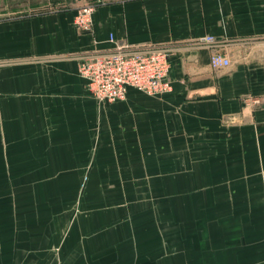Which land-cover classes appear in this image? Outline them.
<instances>
[{"label":"crops","instance_id":"1","mask_svg":"<svg viewBox=\"0 0 264 264\" xmlns=\"http://www.w3.org/2000/svg\"><path fill=\"white\" fill-rule=\"evenodd\" d=\"M86 4L95 5L92 28L78 34L73 17ZM118 46L164 49L170 92L127 88L124 100L100 108L87 100L79 58ZM213 53L229 66L211 69ZM103 111L127 139L154 146L156 132L165 146L189 148V162L205 163L206 194L238 204L256 256L264 246V0H0V161L18 163L22 147L35 156L53 146L54 131L69 138L84 120L77 116Z\"/></svg>","mask_w":264,"mask_h":264},{"label":"rangeland","instance_id":"2","mask_svg":"<svg viewBox=\"0 0 264 264\" xmlns=\"http://www.w3.org/2000/svg\"><path fill=\"white\" fill-rule=\"evenodd\" d=\"M110 116H77L80 130L54 131L32 161L27 147L0 161V264H264L238 204L206 194L205 163L156 132L154 146L131 141Z\"/></svg>","mask_w":264,"mask_h":264},{"label":"built area","instance_id":"3","mask_svg":"<svg viewBox=\"0 0 264 264\" xmlns=\"http://www.w3.org/2000/svg\"><path fill=\"white\" fill-rule=\"evenodd\" d=\"M94 4H86L75 11L73 26L76 32L89 33ZM211 42V38L203 39ZM209 67L220 70L229 66V60L213 53ZM169 64L167 53L161 48L118 46L113 51L81 59L78 74L84 89L98 102L111 103L124 98L127 88L148 95H163L170 92L167 80Z\"/></svg>","mask_w":264,"mask_h":264}]
</instances>
